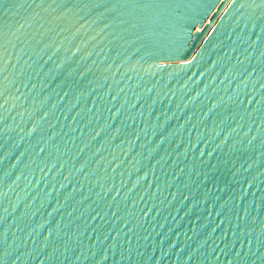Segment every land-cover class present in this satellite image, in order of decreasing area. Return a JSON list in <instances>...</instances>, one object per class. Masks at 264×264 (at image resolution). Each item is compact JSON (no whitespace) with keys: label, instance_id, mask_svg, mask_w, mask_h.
I'll return each instance as SVG.
<instances>
[{"label":"water","instance_id":"1","mask_svg":"<svg viewBox=\"0 0 264 264\" xmlns=\"http://www.w3.org/2000/svg\"><path fill=\"white\" fill-rule=\"evenodd\" d=\"M0 264H264V2L0 0Z\"/></svg>","mask_w":264,"mask_h":264},{"label":"snow or ice","instance_id":"2","mask_svg":"<svg viewBox=\"0 0 264 264\" xmlns=\"http://www.w3.org/2000/svg\"><path fill=\"white\" fill-rule=\"evenodd\" d=\"M262 2H264V0H262Z\"/></svg>","mask_w":264,"mask_h":264}]
</instances>
